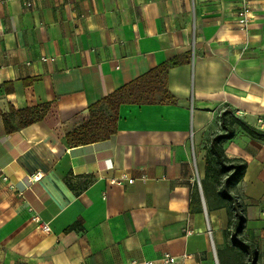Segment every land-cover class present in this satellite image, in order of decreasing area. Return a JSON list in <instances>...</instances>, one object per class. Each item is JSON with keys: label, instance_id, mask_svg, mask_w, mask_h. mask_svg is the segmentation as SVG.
<instances>
[{"label": "crops", "instance_id": "1", "mask_svg": "<svg viewBox=\"0 0 264 264\" xmlns=\"http://www.w3.org/2000/svg\"><path fill=\"white\" fill-rule=\"evenodd\" d=\"M173 62L175 105H121L109 139L70 142L90 106ZM226 108L264 134V0H0V264H220L227 214L200 181ZM222 147L245 164L239 240L264 264V135Z\"/></svg>", "mask_w": 264, "mask_h": 264}, {"label": "trees", "instance_id": "2", "mask_svg": "<svg viewBox=\"0 0 264 264\" xmlns=\"http://www.w3.org/2000/svg\"><path fill=\"white\" fill-rule=\"evenodd\" d=\"M175 63H163L155 67L90 106L88 121L69 135L70 142L74 146H83L109 139L116 133L118 110L121 105H175L176 101L167 89L168 72ZM26 114L32 116L22 123L23 126L38 119L34 110L19 112V115ZM2 117L9 132L8 117ZM218 122L221 132L214 135L206 147L204 177L200 185L207 211L225 209L227 214L225 236L229 243L225 259L221 260L220 264H257V250L239 240L245 223L244 210L239 199L232 194L234 187L242 180L245 164L239 159L227 158L222 143L234 137L235 127L256 139L264 134L249 126L227 108L219 114ZM198 202L199 196L193 195L192 203Z\"/></svg>", "mask_w": 264, "mask_h": 264}, {"label": "built area", "instance_id": "3", "mask_svg": "<svg viewBox=\"0 0 264 264\" xmlns=\"http://www.w3.org/2000/svg\"><path fill=\"white\" fill-rule=\"evenodd\" d=\"M25 5L29 6V3L25 1ZM251 14L252 12H251L250 4L246 1H242L241 8L236 12L237 25L241 31L247 32L248 27L251 24V20H252ZM256 125L259 129H264V119L257 120ZM32 179H37V178L33 177ZM2 180L5 181L6 177L3 176ZM125 180L128 182V184L133 183V180L128 178L126 174L122 175L119 180H116L113 182L118 185H122L123 181ZM29 212H31V219L35 223L36 228L45 233H48L50 231V228L47 226V224H43L39 216L35 212H33L32 209H29ZM209 235L211 236L210 232H209ZM157 262L161 264H174L175 258L170 257V256H163L162 258H159ZM132 264H136V263L132 262ZM142 264H155V262L146 261V262H143Z\"/></svg>", "mask_w": 264, "mask_h": 264}, {"label": "rangeland", "instance_id": "4", "mask_svg": "<svg viewBox=\"0 0 264 264\" xmlns=\"http://www.w3.org/2000/svg\"><path fill=\"white\" fill-rule=\"evenodd\" d=\"M197 162V160H196ZM194 177L197 179L198 178V175H197V172H196V168L194 169Z\"/></svg>", "mask_w": 264, "mask_h": 264}]
</instances>
